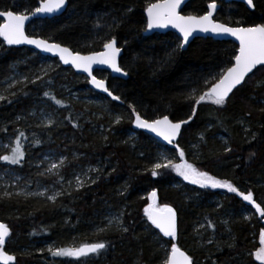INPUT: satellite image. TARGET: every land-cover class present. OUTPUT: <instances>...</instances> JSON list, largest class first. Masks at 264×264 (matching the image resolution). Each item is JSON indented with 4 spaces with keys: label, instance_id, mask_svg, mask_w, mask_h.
Returning a JSON list of instances; mask_svg holds the SVG:
<instances>
[{
    "label": "trees",
    "instance_id": "16d2710c",
    "mask_svg": "<svg viewBox=\"0 0 264 264\" xmlns=\"http://www.w3.org/2000/svg\"><path fill=\"white\" fill-rule=\"evenodd\" d=\"M155 2L67 0L63 15L34 20L26 28L30 37L59 43L80 54L101 51L103 39L115 36L122 49L119 64L128 72V78L115 79L103 71H96L95 76L105 79L120 101L92 91L84 76L61 67L57 60L28 48H7L0 40V90L13 75L20 74L23 79L6 92L8 99L0 101V141L9 137L13 144L17 130L27 137L22 141L23 162L11 166L28 171L45 151L61 153L67 159L59 183H55L57 177L29 173L33 180L51 181L58 191L63 188L64 194L55 202L33 196H0V223L10 229L5 251L16 256L15 264H163L171 248L164 241L170 239L161 236L143 214L147 194L153 190L161 206L167 204L177 212L176 242L195 264H260L252 254L259 247L264 218L227 190L201 188L185 181L176 187L180 178L171 169H160V174L153 177L149 169L159 148L164 147L176 158L179 154L176 147L134 131L128 105L147 119L168 115L174 122L187 119L195 106L196 115L182 128L174 145L196 168L231 181L245 193L252 191L254 200L264 207V69L247 77L223 107L210 102L195 105L188 94L193 88L207 90L213 77L230 66L237 47L232 42L198 38L182 51L177 47L181 41L173 33L144 36V12L148 4ZM209 2L190 0L181 13L203 15ZM216 2L220 4L214 17L218 22L233 27L264 23V0H254L253 11L240 3ZM39 3L0 0V10L24 11ZM129 7L132 12L125 15ZM114 17L122 18V22L110 30L107 25ZM45 92L64 101L67 107L56 105L44 96ZM45 114L54 124L37 127ZM116 116L122 117L119 124L113 123ZM34 139L41 143L34 144ZM225 147L232 151L226 153ZM249 153L255 155L249 158ZM3 154L7 152L0 150ZM4 164L0 161V166ZM88 168L95 183L89 181L79 189L66 183ZM244 209L253 213L249 220L244 218ZM120 213L127 232L122 233L115 224L103 233L98 231ZM94 242H104L106 248L76 259L53 257L46 248L48 244L64 248Z\"/></svg>",
    "mask_w": 264,
    "mask_h": 264
},
{
    "label": "snow or ice",
    "instance_id": "6c2138e0",
    "mask_svg": "<svg viewBox=\"0 0 264 264\" xmlns=\"http://www.w3.org/2000/svg\"><path fill=\"white\" fill-rule=\"evenodd\" d=\"M248 8L254 9L256 7L254 0H244ZM66 0H40L39 6L25 9L24 11L12 10L5 8L0 10V37L8 45H20L28 44L34 45L37 49L43 52L52 53L59 56L60 61L63 64H71L74 68L82 70L88 73L90 80L88 81L94 88L107 93L114 101H120L121 97L114 95L106 84L105 79H97L93 75V65H106L115 73H121L124 76L128 75L121 65L118 63V57L121 54V47H118V40L115 36L110 39L104 38L101 51H93L88 55H81L79 52H74L68 47H63L59 43H50L46 39L32 38L25 33V22L29 20L30 15L36 14H52L65 7ZM182 0H156L155 3H150L145 9L147 14V30L156 28H166L171 26L176 29L181 37L182 41L177 44V47L183 49L189 42V38L194 32L213 33L216 35H227L234 37L239 42L238 48L232 54L229 61L230 66L223 69L218 76L213 77V83L207 88V90L199 91L198 88H193L188 94L187 98L194 102L195 105L201 103L210 102L213 105L223 107L227 100L230 98V94L233 93L238 86L246 81L249 74H254V70L264 69V23H255L251 26H230V23L217 22L214 19V12L217 10L216 0H211L207 4V10L203 15H181L178 9L181 8ZM132 12V8L125 10V15ZM122 22V18H113V23L107 25L111 30L114 26L118 27ZM239 24V21L236 22ZM100 25H97L99 27ZM259 66V67H258ZM46 75V73H45ZM37 79L42 77L37 76ZM33 83L35 81H32ZM20 83V82H17ZM207 83V81H205ZM259 86V84L257 85ZM16 95L15 92L10 93ZM45 97L53 100L56 105L65 108L67 105L64 101L56 99L51 96L49 92L44 93ZM8 99L5 95H0V101ZM128 107L131 109V116L134 117L133 123L136 128L146 129L151 133H154L157 137L166 141L168 144L173 145L177 140V137L181 134L182 126L188 124L192 118L196 115L197 108L192 107V115L187 119H180L174 122L168 115L158 116L155 119H147L141 115V113L132 105ZM264 112V108L261 109ZM47 119H42L37 127H47L53 125L54 121L49 114ZM246 115H251L247 113ZM20 117H17L19 120ZM67 119V117H66ZM122 120L121 116H116L113 123L119 124ZM243 123V121H239ZM73 127H78L77 124H73ZM247 133L249 130L245 128ZM18 134L15 136V140L12 145H4L7 149V154L0 155V161L9 165H19L25 158V150L23 140L27 139L25 132L17 130ZM252 139L256 138L255 133H252ZM34 144H39V139L33 140ZM227 143V142H226ZM176 151L179 154L180 163H175L172 159L161 156L159 161L153 163L149 169L153 177L158 176L160 169H171L176 174L182 177L185 181L193 185H198L201 188L212 189H226L229 193H235L238 197L246 201L256 212L259 213L261 218H264V207L260 203H257L253 198L252 191L247 193L241 191L229 180L217 179L214 175H210L207 171H201L193 164L188 163L185 159V152L179 148L178 145H174ZM224 151L231 152L230 147H225ZM255 153H249V158L253 157ZM65 158H61L58 163H51L43 172L38 175L51 174L57 177L55 183H59L63 179L60 173V169L65 165ZM90 171H98L97 169H90ZM19 179V177H17ZM89 181L87 172L83 173L81 177H76V188L84 187ZM95 180H91V183H95ZM71 184V182H69ZM20 193H17L19 195ZM45 191L37 193H26L30 196H45ZM64 194V190L54 191L52 195L47 196V200L55 202L58 196ZM10 195V193H5ZM157 192L153 190L148 199L151 201L143 208V214L147 221L155 228L159 230L165 238H170L164 243H170V252L167 253V258L163 264H195L194 258L186 252L182 251L178 247V217L177 212L173 207L164 204L158 205L156 203ZM123 213L117 216L111 217L107 221L105 228H99L98 231L103 233L108 230L110 226L115 224L118 230L127 232L128 229L123 226L122 217ZM209 223V227H211ZM10 236L9 226L5 223H0V264H14L16 256L8 254L5 251L6 239ZM260 247L252 255L255 260L260 264H264V229L261 230L259 235ZM106 248L104 242L83 243L78 247H64V248H49L48 252L53 257H85L89 254L100 253L101 250Z\"/></svg>",
    "mask_w": 264,
    "mask_h": 264
},
{
    "label": "rangeland",
    "instance_id": "374dc122",
    "mask_svg": "<svg viewBox=\"0 0 264 264\" xmlns=\"http://www.w3.org/2000/svg\"><path fill=\"white\" fill-rule=\"evenodd\" d=\"M19 80L22 81L23 79H21L20 74H17L16 76L13 75L10 79L4 81L1 84L3 89L0 90V95H5L6 92L9 91L11 89V87L14 86ZM42 119H47V116H43ZM130 136L133 137L134 134L130 133ZM11 144H12V139L9 137L3 141H0V150L2 152L6 153L8 150L4 148V145H11ZM173 147H175V146H173ZM161 156L167 157L168 159H172L175 163H180V158H176L175 155H173L172 153L167 151L164 147L159 148V150L157 152V158H156L154 163L158 162ZM62 157L65 158L66 162H65V165L60 169V172H61L62 169L67 167L66 155H63L61 153L51 152V151H45V152L41 153L39 155V157L36 159V161H34L29 166L30 169L28 171H25V172L16 170L14 167H12L11 165H8V164L7 165L4 164V165L0 166V196H26V197H30V195H26V193H37V192L45 191V193H46L45 196H43V197L33 196V197H39V198H46L47 199V196L52 195L54 191H58V188L51 181L33 180V177L29 173H31V171H34L35 173L43 172L44 169L49 166V164L58 163ZM188 163H190V161H188ZM85 172H87L88 177H89V181H91L92 176L89 173V168L86 169V171H84L83 173H85ZM172 172H175V171L172 170ZM175 174H176V172H175ZM45 175L49 178H55V176H52L51 174H45ZM78 175H80L81 177L83 176V174H80V173L74 174L72 177L67 179L66 183L70 186L76 187L75 181H76V177ZM42 176H44V175H42ZM176 176H178V175L176 174ZM17 177H19V179H17ZM178 178H180V180H178L175 183L176 187H179L181 185L182 181H185L180 176H178ZM69 182H71V184ZM185 182H187V181H185ZM220 190L224 191L226 189H220ZM6 192L10 193V195H5ZM17 193H20V194L17 195ZM150 193L147 194L148 203L151 202L148 199ZM156 203L158 205H160L158 203L157 197H156ZM243 215H244L245 219L249 220L253 216V213L251 212L250 209H244ZM262 229H264V220L262 222L261 230ZM261 230H260V232H261ZM260 232L258 234V238H259ZM50 247L53 249L56 248V246L54 244H48L46 247L47 250ZM68 247H77V246L75 244H70ZM259 247H260V244H259ZM259 247H258V249H259ZM70 258L76 259L75 257H70Z\"/></svg>",
    "mask_w": 264,
    "mask_h": 264
},
{
    "label": "water",
    "instance_id": "95a60500",
    "mask_svg": "<svg viewBox=\"0 0 264 264\" xmlns=\"http://www.w3.org/2000/svg\"><path fill=\"white\" fill-rule=\"evenodd\" d=\"M189 2H190V0H182L181 8L178 9V11L180 12L181 15H184V14L181 13V11L183 10V8H184ZM219 2H220V3H223V4H229V3H240V4L244 5L249 11H253V10H254V9H250V8H248V6H247V4L244 2V0H219ZM217 5H218L217 10H216V11L214 12V14H213L214 17L216 16L218 10L220 9V4H217ZM38 6H39V5H38ZM66 9H67V0H66L65 7L62 8L61 10L55 12V13H52V14H36L35 16H31V15H30L29 20L25 22V33H26V28L29 26V24H30L32 21H34V20H44V19L58 18V17H60L61 15L64 14V12L66 11ZM144 16H145V20H146V27H145V31H144V34H143L144 36H151V35H154V34L173 33V34H175V35L180 39V41H182V37H181L180 33H179L176 29L172 28L171 26H168V27H166V28H156V29H152V30H147V14H146V12H144ZM1 20H2V19H1ZM1 22H2V21H1ZM217 22H218V21H217ZM244 27H247V26H244ZM26 35H27V34H26ZM32 38H38V37H32ZM198 38H203V39H205V38H209V39H212V40H214V41L232 42V43H234V44L236 45L237 48H238V46H239V42L236 41L234 37L227 36V35H216V34H213V33H203V32H199V31H197V32H194L193 35L189 38V42H188V44L185 45V47L182 49V51L186 50V48L189 46V44H190L194 39H198ZM38 39H42V38H38ZM0 40H1L2 44H3L5 47H7V48H15V49H18V48H28V49L33 50V51L36 52V53H39L42 57H46V58H50V59H55V60H57V62L60 64L61 67H63V68H67V69H70V70H72V71H73L75 74H77V75L84 76V77L87 79V81L90 80V77L88 76V73H86V72H84V71H82V70H79V69L74 68L71 64H68V65L63 64V62L60 61L59 56H57V55H53L52 53L43 52V51H41L40 49H37L34 45H28V44L8 45V44H6V43L3 41V38H2V37H0ZM50 43H54V42H50ZM117 46H118V44H117ZM63 47H65V46H63ZM118 47H119V46H118ZM81 55H88V54H81ZM121 56H122V51H121L120 56L118 57V63H119V60H120ZM258 67H259V66H258ZM96 71L107 72L112 78H115V79L126 80V79L128 78L127 76H124V75H122L121 73H115V72H113V71H112L110 68H108L106 65H93V75H95V72H96ZM254 71H255V70H254ZM250 75H251V74H249V76H250ZM97 79H99V78H97ZM106 84H107V82H106ZM88 86H89V88H90L92 91H94V92H96V93H98V94H100V95H102V96L108 98V99L111 100V101H114V100L111 99V97H109V96L107 95V93H104V92H102L101 90L94 88L89 82H88ZM107 86H108V85H107ZM238 87H240V86H238ZM238 87H237V88H238ZM235 90H236V89H235ZM133 119H134V118H133ZM186 125H187V124H186ZM184 126H185V125H184ZM184 126H182V128H183ZM132 129H133L134 131H136V132H141V133H143V134L149 136L150 138L154 139L156 142H158V143H160V144H168L166 141L162 140L160 137H157L154 133H151V132H149V131L146 130V129H139V128H136L133 122H132ZM181 130H182V129H181ZM179 136H180V135H179ZM179 136L177 137V140H176L175 142L178 141ZM175 142H174V143H175ZM254 210H255V208H254ZM255 212H256V210H255ZM256 213H257V212H256ZM257 214H259V213H257ZM151 226H152V225H151ZM152 227H153V226H152ZM153 228H154V227H153ZM154 229H155V228H154ZM155 230L159 232L158 229H155ZM159 234H160V233H159ZM160 235L162 236V234H160ZM164 238H165V237H164ZM167 239H170V238H167ZM182 251H183V250H182ZM7 253H8V252H7ZM8 254H10V253H8ZM11 255H13V254H11ZM89 255H91V254H89ZM89 255H88V256H89ZM14 256H15V255H14ZM85 257H86V256H85ZM14 264H15V262H14Z\"/></svg>",
    "mask_w": 264,
    "mask_h": 264
},
{
    "label": "flooded vegetation",
    "instance_id": "af4514ba",
    "mask_svg": "<svg viewBox=\"0 0 264 264\" xmlns=\"http://www.w3.org/2000/svg\"><path fill=\"white\" fill-rule=\"evenodd\" d=\"M162 145L169 146V147H173L174 146V144L173 145H170V144H162Z\"/></svg>",
    "mask_w": 264,
    "mask_h": 264
}]
</instances>
